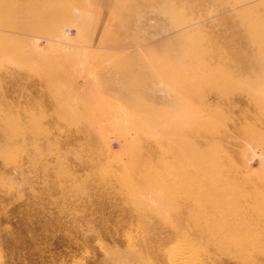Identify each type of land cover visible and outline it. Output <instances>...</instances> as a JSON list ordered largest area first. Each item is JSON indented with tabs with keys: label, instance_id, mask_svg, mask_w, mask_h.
<instances>
[{
	"label": "rangeland",
	"instance_id": "374dc122",
	"mask_svg": "<svg viewBox=\"0 0 264 264\" xmlns=\"http://www.w3.org/2000/svg\"><path fill=\"white\" fill-rule=\"evenodd\" d=\"M0 264H264V0H0Z\"/></svg>",
	"mask_w": 264,
	"mask_h": 264
}]
</instances>
